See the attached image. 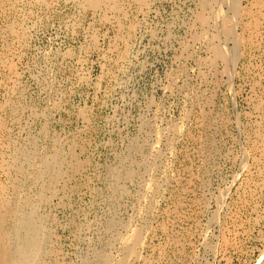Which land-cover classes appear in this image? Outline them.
Masks as SVG:
<instances>
[{"label":"rangeland","instance_id":"374dc122","mask_svg":"<svg viewBox=\"0 0 264 264\" xmlns=\"http://www.w3.org/2000/svg\"><path fill=\"white\" fill-rule=\"evenodd\" d=\"M0 212L38 264H264V0H0Z\"/></svg>","mask_w":264,"mask_h":264},{"label":"bare ground","instance_id":"6f19581e","mask_svg":"<svg viewBox=\"0 0 264 264\" xmlns=\"http://www.w3.org/2000/svg\"><path fill=\"white\" fill-rule=\"evenodd\" d=\"M88 1L91 5L97 6L98 4L101 3L102 0H88ZM110 1H113V0H110ZM232 6L235 7L234 3H232ZM47 169H48V167H47ZM50 174H52V173H50ZM6 199H7V197H6ZM10 209H11V207H10ZM1 214H0V264H38L37 257L39 255L40 250H41L40 249V238H39L40 233H39L38 228L36 226H34V224L32 223V221L30 219L21 218L19 220V242L17 243L18 245L15 243L16 247H13L11 245V234L8 232L9 230L8 231L5 230L4 226H3V223H4L6 217L4 215H1ZM42 227H43V225H42ZM125 252H127V251H125ZM127 254H129V253H127ZM39 264H41V263H39Z\"/></svg>","mask_w":264,"mask_h":264}]
</instances>
